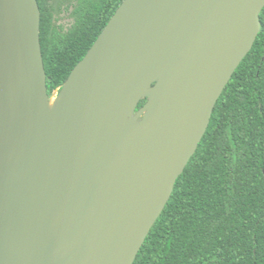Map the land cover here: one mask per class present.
Instances as JSON below:
<instances>
[{
    "label": "water",
    "instance_id": "water-1",
    "mask_svg": "<svg viewBox=\"0 0 264 264\" xmlns=\"http://www.w3.org/2000/svg\"><path fill=\"white\" fill-rule=\"evenodd\" d=\"M263 8L124 0L50 108L37 1L0 0V264H133Z\"/></svg>",
    "mask_w": 264,
    "mask_h": 264
},
{
    "label": "trees",
    "instance_id": "trees-1",
    "mask_svg": "<svg viewBox=\"0 0 264 264\" xmlns=\"http://www.w3.org/2000/svg\"><path fill=\"white\" fill-rule=\"evenodd\" d=\"M36 1L51 97L124 0H77L65 32L53 25L48 0ZM259 18L251 50L133 264H264V8Z\"/></svg>",
    "mask_w": 264,
    "mask_h": 264
},
{
    "label": "rangeland",
    "instance_id": "rangeland-1",
    "mask_svg": "<svg viewBox=\"0 0 264 264\" xmlns=\"http://www.w3.org/2000/svg\"><path fill=\"white\" fill-rule=\"evenodd\" d=\"M77 0H48L52 8L53 25L60 31H67L73 23L72 11ZM58 91L53 92L52 99L57 100Z\"/></svg>",
    "mask_w": 264,
    "mask_h": 264
},
{
    "label": "bare ground",
    "instance_id": "bare-ground-1",
    "mask_svg": "<svg viewBox=\"0 0 264 264\" xmlns=\"http://www.w3.org/2000/svg\"><path fill=\"white\" fill-rule=\"evenodd\" d=\"M55 101H56V100H54V99H52V98L49 100V107H50V108H52V107L55 105Z\"/></svg>",
    "mask_w": 264,
    "mask_h": 264
}]
</instances>
